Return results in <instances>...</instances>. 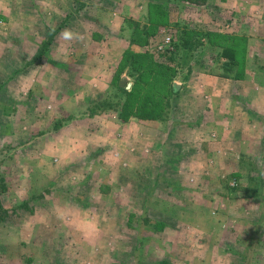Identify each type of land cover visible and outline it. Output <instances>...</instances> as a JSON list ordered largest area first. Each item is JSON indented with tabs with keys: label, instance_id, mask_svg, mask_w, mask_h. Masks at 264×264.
<instances>
[{
	"label": "rangeland",
	"instance_id": "obj_1",
	"mask_svg": "<svg viewBox=\"0 0 264 264\" xmlns=\"http://www.w3.org/2000/svg\"><path fill=\"white\" fill-rule=\"evenodd\" d=\"M198 1L0 0V264H264V204L242 197L250 159L264 174V0ZM225 46L237 81L220 77ZM130 48L172 81L128 65ZM123 69L129 89L143 74L133 98L181 90L165 127L88 115Z\"/></svg>",
	"mask_w": 264,
	"mask_h": 264
},
{
	"label": "trees",
	"instance_id": "obj_2",
	"mask_svg": "<svg viewBox=\"0 0 264 264\" xmlns=\"http://www.w3.org/2000/svg\"><path fill=\"white\" fill-rule=\"evenodd\" d=\"M193 2H199L198 0H191ZM151 6V12H150V21L153 23L152 26H157V23H159V20L157 18H154V12L152 10L157 9V6L159 5H150ZM151 27L148 26L144 29L139 28L138 24L134 27L133 33H132V43L135 45L144 46L148 44L149 41V34H150ZM195 32V31H194ZM194 37L192 38H182V47L184 46L188 51L190 50H196L199 49V46L205 44V42H201L199 38H197V35L199 33H194ZM208 39L211 38V41L213 40L212 36H217V34H213L211 32H208L204 34ZM212 35V36H211ZM243 40V39H240ZM245 42V40H243ZM177 45V44H176ZM241 45H243L241 42H239V49H241ZM245 48V46H243ZM171 49H165L162 51H169ZM47 52L46 47L42 46L39 52L37 53V56L41 55L43 52ZM228 58V60L225 62V77H231L237 81L242 77V73L244 71V58H241L240 52L238 54L237 50L233 47H224V51L222 52V56ZM239 55V59H238ZM36 56V57H37ZM127 56L130 62L131 67L134 69H137L138 71H141L144 67H146L147 71H149L152 75L155 73V81H160L161 79H167V81H172L174 78V74L172 71H174V67L168 66L165 64H160V62H156L152 56V54H149L148 52L139 51L135 48H130L127 51ZM147 61V65H146ZM239 62V63H238ZM239 65V73L236 75H231L230 72L233 70V66ZM193 70V67H191ZM136 78L135 86L131 90H127L125 86H120L119 84H116L114 88L108 93L103 95L102 97L98 98L97 100L93 101L92 105H90L87 109L88 115L90 117H94L96 114H102L103 112H106L108 110H113L115 113H117V116L120 120L127 122L131 118H137L141 120H157L160 122H164L167 120L168 115L171 112V107L173 106V98L175 95H177L180 90L177 88V86L174 84V82H170L169 91L167 92L165 97H159L156 96H146L142 100L139 98H133V94L140 92L142 93V83H143V74H138L136 76V71L133 70ZM150 74V75H151ZM222 75V76H223ZM165 76V77H162ZM158 83V82H157ZM139 93V94H140ZM175 104V103H174ZM250 169L248 170L249 174V192L247 193L249 196L254 195V197H260L262 195L261 187L263 185V177L261 176L259 169L256 167L255 163L252 161L250 163ZM3 220V206L0 201V223Z\"/></svg>",
	"mask_w": 264,
	"mask_h": 264
},
{
	"label": "crops",
	"instance_id": "obj_3",
	"mask_svg": "<svg viewBox=\"0 0 264 264\" xmlns=\"http://www.w3.org/2000/svg\"><path fill=\"white\" fill-rule=\"evenodd\" d=\"M90 25H91V29H90V32H89V37L91 36V38H92V42L94 43L95 41L93 40V38L94 37H96L99 33L97 32V28H95L96 26H97V24L96 23H93V22H90ZM55 40V39H54ZM47 41V40H46ZM47 43H49V39H48V42ZM92 43V44H93ZM51 46V45H50ZM51 47H53V45L51 46ZM136 49V48H135ZM49 50H50V47H49ZM46 53H44V55H45ZM37 55H35L34 57H33V59L35 60V59H37L39 56H37ZM66 56V55H65ZM44 60H43V65L45 66V65H55L56 64V67H57V69H58V71H59V73L61 72V70H62V67H64V65H66L67 63H63L62 64V61H63V58H65V57H63V58H60V57H53V58H51L50 56H47V55H45L44 57H42ZM41 58V59H42ZM226 58V60H227V57H225ZM57 60V61H59V62H57V61H55V60ZM55 64H54V63ZM128 65H130V63L128 64ZM125 67V66H124ZM123 67V68H124ZM122 70V69H121ZM126 70H124L123 69V71H122V73H121V79H120V83H119V85L120 86H125L124 85V83H122V79L123 78H125V81L126 80H128V79H130V77H129V75H127L126 74V72H125ZM120 72V71H119ZM212 75H215V74H212ZM223 75V74H222ZM59 77H61V76H59ZM220 77H223V78H225V75H223V76H220ZM233 76H231V77H229V79H232V80H234L233 78H232ZM228 78V77H227ZM62 80V79H61ZM60 84H61V86H60V91H63V88H64V91L66 90V88L65 87H63L62 88V82H60ZM115 86V85H114ZM114 86L111 88V90L114 88ZM128 86V85H127ZM127 86H125L126 88H127ZM177 86V85H176ZM178 88V87H177ZM127 90H131V89H129V88H127ZM181 91V90H180ZM172 113H173V110L171 109V112H170V114H169V117H171L172 116ZM136 119L137 118H131L130 120H133V121H136ZM57 120V119H56ZM55 120V121H56ZM138 121H143V123H145V125L147 124V122L149 121V120H141V119H137ZM164 123L163 122H161L160 123V125H162V126H164L165 127V124L163 125ZM179 127H185L187 130H190V129H194L193 127L194 126H192V125H190V124H187V125H182V126H180L179 125ZM199 128V127H198ZM170 132H171V130L169 129V134H170ZM243 156V155H242ZM241 156V157H242ZM173 158H175V160H173L172 162H175L176 161V159H177V157H175V156H173ZM250 162L249 163H251L253 160L252 159H250L249 160ZM254 162V161H253ZM255 163V162H254ZM255 165H256V167L259 169V172H260V174H261V176L263 177V185H262V187L260 188L261 189V192H262V195L260 196V197H254V195H252V196H249L247 193L249 192V190H248V187H249V177H247L248 178V180H247V182H248V184H246V188H245V191H246V194L245 195H242V197L244 198H247L249 201H255V203L256 204H264V174L262 173V171H261V166L260 165H258L257 163H255ZM250 164L248 165V167H247V169L249 170L250 169ZM249 172V171H248ZM249 174V173H248ZM240 187V186H239ZM244 192V191H243ZM251 204H254V202H251Z\"/></svg>",
	"mask_w": 264,
	"mask_h": 264
},
{
	"label": "clouds",
	"instance_id": "obj_4",
	"mask_svg": "<svg viewBox=\"0 0 264 264\" xmlns=\"http://www.w3.org/2000/svg\"><path fill=\"white\" fill-rule=\"evenodd\" d=\"M64 35H65L66 37H68V36L71 35V33L66 31Z\"/></svg>",
	"mask_w": 264,
	"mask_h": 264
},
{
	"label": "water",
	"instance_id": "obj_5",
	"mask_svg": "<svg viewBox=\"0 0 264 264\" xmlns=\"http://www.w3.org/2000/svg\"><path fill=\"white\" fill-rule=\"evenodd\" d=\"M124 82H125V78H123V79H122V83H124ZM130 85H131V84H130V83H128V86H127V88H129V87H130Z\"/></svg>",
	"mask_w": 264,
	"mask_h": 264
},
{
	"label": "built area",
	"instance_id": "obj_6",
	"mask_svg": "<svg viewBox=\"0 0 264 264\" xmlns=\"http://www.w3.org/2000/svg\"><path fill=\"white\" fill-rule=\"evenodd\" d=\"M169 38H170V37H169ZM169 38H168V41L170 40Z\"/></svg>",
	"mask_w": 264,
	"mask_h": 264
}]
</instances>
